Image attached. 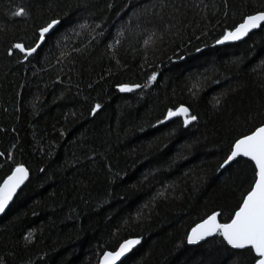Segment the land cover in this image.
<instances>
[{"label": "trees", "instance_id": "16d2710c", "mask_svg": "<svg viewBox=\"0 0 264 264\" xmlns=\"http://www.w3.org/2000/svg\"><path fill=\"white\" fill-rule=\"evenodd\" d=\"M256 11L264 0H0V182L29 170L0 216V264H98L136 238L118 264H253L186 234L212 211L224 222L251 182L245 159L219 166L264 122V26L215 44ZM51 19L35 53L9 54ZM180 105L196 120L166 122Z\"/></svg>", "mask_w": 264, "mask_h": 264}, {"label": "snow or ice", "instance_id": "6c2138e0", "mask_svg": "<svg viewBox=\"0 0 264 264\" xmlns=\"http://www.w3.org/2000/svg\"><path fill=\"white\" fill-rule=\"evenodd\" d=\"M24 14L25 10L23 8L14 13V15ZM59 23L58 19L45 22L37 29V35L31 45L26 46L23 43H15L8 49L9 54L11 55L13 49H15L24 54V59H27L47 40L48 35ZM261 26H264V11L244 15L241 22L231 30L225 29L216 43L238 40L251 30ZM81 27H84V25H81ZM148 43L149 40H145V44ZM112 46L109 45L110 48ZM155 77L156 73L153 72L148 77V82L154 80ZM140 87L139 84L118 85L121 91H131ZM99 108L100 105L96 104L92 108V112L95 113ZM178 116L183 118L185 124L189 120H196V116L190 115L189 109L184 105L168 109L164 118L167 120ZM4 155L5 153L0 152V156ZM9 159H11V156H9ZM240 159H245L246 163L249 164L252 170V178L248 188L241 194L236 206L224 222L219 219L222 215L221 211H212L211 214L191 227L186 234V239L188 243L192 244L208 236H219L231 248L246 251L251 256L253 264H264V122L235 138L229 145L227 156L219 167L224 168L230 162ZM28 175L29 170L23 163H16L14 167L10 168V174L0 182V212L5 210L16 190L24 183ZM26 238L31 239V233H28ZM138 243V238L123 240L114 251L103 253L100 264H117V261Z\"/></svg>", "mask_w": 264, "mask_h": 264}, {"label": "water", "instance_id": "95a60500", "mask_svg": "<svg viewBox=\"0 0 264 264\" xmlns=\"http://www.w3.org/2000/svg\"><path fill=\"white\" fill-rule=\"evenodd\" d=\"M56 27V26H55ZM260 28V27H259ZM259 28H256V29H253V30H251L247 35H245V36H243L242 38H240V39H238V40H229V41H224V42H222V43H216L215 45L216 46H223V45H227V44H235V43H239V42H241V41H243L250 33H252V32H254V31H256V30H258ZM178 117H180V116H178ZM174 118H177V117H173V118H170V119H167V120H165L166 122H168V121H171V120H173ZM182 118V117H181ZM190 121L191 120H189V122L187 123V124H189L190 123ZM230 163H232V162H230ZM228 165H226L225 167H227ZM27 180H28V178L24 181V183L23 184H21L20 185V187L16 190V192H15V194L13 195V198H12V200H10L9 201V203H8V205L6 206V208H5V210L3 211V212H0V216L1 215H3L4 213H5V211L8 209V207H9V205L11 204V202L13 201V199H14V197L16 196V194L19 192V190L25 185V183L27 182ZM212 237H215V236H208V237H206V238H204V239H202V240H200V241H198V242H196V243H192V244H190V243H188V241H187V244L189 245V246H196V245H198V244H201L202 242H204V241H206V240H208V239H210V238H212ZM187 240V239H186ZM137 245L138 244H136V245H134L123 257H121L120 258V260L119 261H117V264L121 261V260H123L128 254H130L136 247H137ZM230 247V246H229ZM231 248V247H230ZM231 249H233V248H231ZM233 250H241V249H233ZM102 257V256H101ZM98 264H100V260H99V262H98Z\"/></svg>", "mask_w": 264, "mask_h": 264}]
</instances>
